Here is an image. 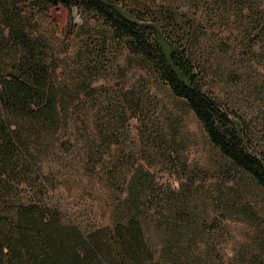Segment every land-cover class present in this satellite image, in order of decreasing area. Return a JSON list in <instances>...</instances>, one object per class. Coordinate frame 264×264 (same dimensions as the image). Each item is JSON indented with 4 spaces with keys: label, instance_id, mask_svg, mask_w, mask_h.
I'll use <instances>...</instances> for the list:
<instances>
[{
    "label": "trees",
    "instance_id": "1",
    "mask_svg": "<svg viewBox=\"0 0 264 264\" xmlns=\"http://www.w3.org/2000/svg\"><path fill=\"white\" fill-rule=\"evenodd\" d=\"M179 1L0 0V264H264V136L211 81L220 54L263 92L264 0ZM59 5L82 22L61 28ZM159 91L202 125L217 155L211 186L188 170L194 135ZM133 118L157 151L147 160L182 163L179 188L118 155ZM60 142L109 190L110 226L46 203L40 155ZM15 186L27 202H11ZM229 221L252 229L230 262Z\"/></svg>",
    "mask_w": 264,
    "mask_h": 264
},
{
    "label": "rangeland",
    "instance_id": "2",
    "mask_svg": "<svg viewBox=\"0 0 264 264\" xmlns=\"http://www.w3.org/2000/svg\"><path fill=\"white\" fill-rule=\"evenodd\" d=\"M134 1L141 3L146 0ZM178 3L181 4L182 0ZM51 16L61 28H66L72 20L75 23L82 22L77 9L70 13L62 5L53 7ZM220 31L221 28H216V35H214L216 42H219V40L224 41V36L220 34ZM212 62L214 71L211 81L215 86L216 92L248 114V117L256 122L255 125H258L261 136H264V102L261 101L264 97V88L262 93L257 91L256 85H259V83L255 79V74L242 75V70L239 68L240 65L237 64L233 57L227 58L217 54L212 58ZM141 74L143 73L138 70L131 72L129 84H134ZM159 95L163 98L168 108L173 110L174 115H179L183 120L182 132H191L194 135L191 138L190 147L185 151V156L188 159L186 163L188 170L193 171L197 175L198 184L207 180L206 186H211L214 180L212 177L209 179L208 177L211 174H215L214 165L217 155H215L216 151L209 144L202 125L192 112L188 110L183 112L178 106L174 107L173 101L165 93L159 91ZM130 127L131 138L123 148L118 150V155L122 153V150L126 154L133 155L131 163L136 166L139 164L144 165L156 176L157 182L161 184L169 183L174 188H179L181 182L185 181L180 178L184 173L181 167L182 163L176 162L173 165H167L163 159L153 161L150 158V160H147L145 156L154 155L157 151L154 150V147L153 149L151 147L148 148L143 144L137 119H131ZM67 139L68 136L66 135L61 138V142ZM61 142L47 148L44 150L45 153L40 155L43 172L46 176H49L52 185L47 192L46 203L60 209L66 219L78 217L85 225L110 226L112 218L109 190L105 188L103 182L88 177L82 169L77 152L72 154L65 148L62 149ZM82 157L84 158V154ZM30 195V190L25 186H15L10 192L9 199L12 203L18 204L21 201L27 202ZM227 224L231 237L230 242L225 245V254L230 262L236 255L237 245L235 244L246 242L248 239L247 234L251 233L252 229L240 222L229 221ZM154 242L156 244L158 240L154 239ZM251 254H258V251L251 252Z\"/></svg>",
    "mask_w": 264,
    "mask_h": 264
},
{
    "label": "water",
    "instance_id": "3",
    "mask_svg": "<svg viewBox=\"0 0 264 264\" xmlns=\"http://www.w3.org/2000/svg\"><path fill=\"white\" fill-rule=\"evenodd\" d=\"M78 20H80V19L78 18Z\"/></svg>",
    "mask_w": 264,
    "mask_h": 264
}]
</instances>
